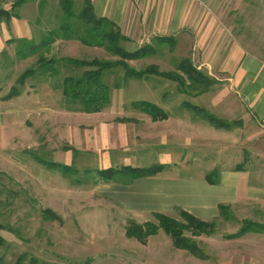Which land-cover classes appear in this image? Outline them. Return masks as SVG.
I'll return each mask as SVG.
<instances>
[{
	"label": "rangeland",
	"instance_id": "1",
	"mask_svg": "<svg viewBox=\"0 0 264 264\" xmlns=\"http://www.w3.org/2000/svg\"><path fill=\"white\" fill-rule=\"evenodd\" d=\"M14 1L0 0V8H6L10 12L17 11V18H20L18 21H13L14 17L6 21L4 15L0 18V100L9 99L4 98L12 87L19 91L17 95L24 94V90L29 94L24 97L26 111L17 120L19 126L15 127L16 130L9 134L5 130L0 132V264H14L20 255H23L21 264H140L136 260L143 251L141 249L146 246L163 252L169 248L177 250L173 247L169 235L161 228L147 238L149 240L145 245L134 237L126 236L125 229L131 223L157 221L153 212L138 214L127 210L120 200L123 185L127 183L124 179L104 181L105 175L96 172L99 168H105L101 156L107 151L103 152L95 147L96 136L88 128L90 117L94 120L99 117L67 109L61 95L59 75L29 77L23 84L16 82L18 75L34 62L37 55L26 59L15 57L14 42L8 40L23 36H17L13 32L12 23L16 22L19 26L23 18L38 26L35 30L33 28V39L37 41L41 35H45L57 25L60 8L58 0H27L19 8L12 9ZM202 1L205 4L209 2ZM215 1L221 5L222 17L234 36L250 51L264 57V0ZM77 4L79 6H75L76 9L82 5V0H77ZM120 33L124 35L121 31ZM124 36L126 39L117 43L123 49L131 51L144 44H150L154 48L153 53L146 57L127 60L134 68L140 69L155 64L160 71L177 70V62L181 59V46L176 37H173L174 42H171L160 41L155 35L148 36L146 40ZM5 38L6 40H3ZM176 41L179 43L176 44ZM45 54L58 58L70 56L85 59H120L118 54L106 50L104 46H86L79 41L72 42L60 38L50 45ZM112 70V73L104 77L111 86V95L109 103L102 111L116 116L115 118L119 115L130 117L132 121L126 125L129 128L127 136L134 143L150 138L153 125L148 113L139 107L131 106L132 100H149L162 107L166 113L182 111L196 114L192 109H185L182 103L199 101L196 95L200 94L197 89L201 85H193L181 70L176 71L184 82L181 90L175 80L167 77L150 74L141 79H124L120 67ZM79 71L80 69L76 68H63L60 72L63 74ZM116 82L119 84L114 85ZM36 84H41L42 90L34 94ZM50 84L53 87H50ZM216 88L217 90L210 94L221 96V100L229 97L226 88L217 79L209 89ZM197 115L203 117L202 113ZM223 117L229 116L225 114ZM229 122L233 125L231 130H236V133L234 131L231 134L240 137L242 142L237 143V146L232 143L222 144L220 154L216 157L223 159L226 150L231 152L232 156L235 153L238 158L246 159V162H252L254 167H257L260 159L250 155L252 142L244 141L245 135L242 138L243 131H240L237 120ZM7 134L6 143L4 141ZM89 136L93 141L90 145L87 142ZM258 136L253 141H259L255 142V146L259 147L264 144V139L263 136ZM214 145L212 151L216 149L217 143ZM168 146L173 148V145ZM136 147L135 152L128 156L127 163L140 167L159 162L160 152L166 149L163 145L148 143H139ZM174 147L180 148V144ZM210 147L205 146L202 150L203 146H200L203 153L189 160L198 163L204 156L208 158ZM195 148V145H192L184 149L186 152L196 153L193 150ZM51 162L66 164L68 167L62 170L61 167L51 166ZM121 163L122 160L117 164ZM187 168L197 169L192 165ZM254 207V204H247L236 208L235 211L230 209V220H224L220 216L214 218V232L210 235L195 234L196 231L191 229H184L183 234L200 250L210 251L212 243L208 239L209 236L219 238L233 233L239 229L243 219L264 223V210H254ZM172 217L182 220L178 210ZM157 263L164 262L159 260Z\"/></svg>",
	"mask_w": 264,
	"mask_h": 264
},
{
	"label": "crops",
	"instance_id": "2",
	"mask_svg": "<svg viewBox=\"0 0 264 264\" xmlns=\"http://www.w3.org/2000/svg\"><path fill=\"white\" fill-rule=\"evenodd\" d=\"M91 3L96 16L110 19L126 36L140 40L153 35L176 37L181 46L180 57H188L196 68L203 69L222 83L229 94L228 98L221 100V96L210 94L217 88L208 89L196 95L199 101L183 102V107L188 110L196 106L218 118L237 120L240 131H243L242 138L245 135L244 141L252 142L250 155L260 159L254 167L252 162L238 158L235 153L232 156L226 150L223 159L216 157L222 144L237 146L242 142L241 138L231 134L236 133V130H231L233 127H216L205 117L198 116V111H195L196 114L167 112L162 119L150 117L153 125L151 137L136 143L127 136L129 128L126 125L132 121L127 115L115 118L102 110L89 113L99 117L95 120L90 117L88 130L96 136L95 147L107 151L101 156L105 167L130 165L127 163L128 156L135 152L139 143L166 147L160 152L157 162L164 165L161 171L123 185L120 200L127 210L138 214L161 212L172 216L176 210L182 209L206 221L218 216L219 204H229L234 211L247 204H254V210H264V144L258 147L255 142L259 141H253L257 135L264 139V57L250 51L234 36L222 17L219 2L91 0ZM19 19L14 17L13 21ZM22 21L19 26L16 22L12 23L13 32L17 36L34 38L33 28L35 30L38 26L28 19L22 18ZM177 41L176 44L179 43ZM49 86L53 87L52 84ZM34 90L37 94L42 85L36 84ZM26 94L29 92L24 90V94L0 100V132L13 133L19 126L17 120L26 111ZM225 114L229 117H223ZM87 142L88 145L93 143L92 138ZM215 143L217 147L212 151ZM169 144L173 148L170 149ZM177 144L181 149L174 147ZM192 145H195L193 150L196 153L186 152L184 148ZM200 146H203L202 150L205 146L211 148L208 158L204 156L198 163L189 160L203 153ZM113 159L116 161L113 162ZM121 160L123 163L118 165ZM191 165L197 169L187 168ZM213 169L218 170V181L215 183L205 177ZM208 239L212 246L210 251H203V257L174 246L177 250L169 248L166 252L146 246L141 249L143 251L136 261L140 264H160L157 263L159 260L163 264H264V231H247L235 237L209 236Z\"/></svg>",
	"mask_w": 264,
	"mask_h": 264
},
{
	"label": "trees",
	"instance_id": "3",
	"mask_svg": "<svg viewBox=\"0 0 264 264\" xmlns=\"http://www.w3.org/2000/svg\"><path fill=\"white\" fill-rule=\"evenodd\" d=\"M27 0H15L11 7L19 8ZM60 12L58 16V23L52 27L44 35L36 41L33 38L18 37L10 38L8 42H14V55L18 59H26L30 56L37 55L34 62L25 68L17 77L16 82L23 84L29 77L48 76L53 77L59 75L60 90L64 103L70 111H79L92 113L101 111L103 107L109 103L111 95V86L104 79L106 75L112 73V68L120 67L122 69V76L127 78H144L150 74L167 77L175 80L180 85V90L184 86L182 78L177 75V70H181L193 85H201L197 89V93L207 91L215 80L206 72H202L196 68L188 57H182L178 60L175 71H160L155 64H150L144 68H134L127 60H136L153 53L154 48L150 44H144L134 50H126L117 45L119 40H125L126 37L120 33L118 26L106 17L96 16L93 12L91 0H82V5L75 8L77 0H58ZM41 9V3H39ZM4 15L6 21L11 17H18L17 11L10 12L9 10L0 8V18ZM160 41H171L173 36H156ZM77 40L86 46L101 47L104 46L106 50H112L113 53L119 55V60H107L98 58H75L70 56L54 57L46 56L45 51L49 50L50 45L56 39ZM65 68L80 69L79 73L60 71ZM115 83L114 85H118ZM188 87V86H187ZM191 88V87H189ZM195 88V86H194ZM183 89V88H182ZM187 90V89H186ZM186 92V91H185ZM19 91L16 87H12L6 98L17 95ZM132 107H139L148 113L153 119H162L167 116L165 110L158 104L144 99H136L130 102ZM194 111L202 113L208 121L214 126L220 128L232 127V123L225 119L218 118L202 108L191 106ZM51 166L61 167L62 170L67 168L66 164L58 162H51ZM164 168L163 164L155 163L149 166H131L123 165L120 167H105L99 168L96 172L105 175L104 181L114 180L119 181L124 179L129 182L135 178L153 175ZM206 179L215 183L218 181V170L213 169L206 174ZM231 209L229 204L218 205V216L224 220H230ZM182 220H177L161 212H153L157 223L145 222L143 224L131 223L125 229V234L128 237H134L141 243H145L150 235L157 233L161 228L171 238L172 245L176 248L185 249L186 251L203 257L204 253L197 245L190 240L188 236L183 234L184 229H191L195 234L204 233L210 235L214 232L212 228V220H202L191 213L179 209ZM247 231H264V223L243 219L239 229L233 233L225 235L226 237L239 236ZM23 255H20L14 264H21ZM55 264V263H49Z\"/></svg>",
	"mask_w": 264,
	"mask_h": 264
}]
</instances>
